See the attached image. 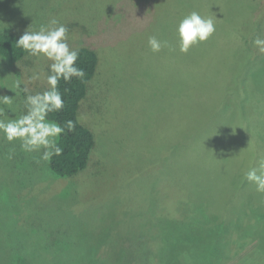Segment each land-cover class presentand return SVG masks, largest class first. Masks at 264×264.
Returning <instances> with one entry per match:
<instances>
[{"label":"rangeland","instance_id":"374dc122","mask_svg":"<svg viewBox=\"0 0 264 264\" xmlns=\"http://www.w3.org/2000/svg\"><path fill=\"white\" fill-rule=\"evenodd\" d=\"M194 10L216 32L181 53L176 25ZM263 17L264 0H0L2 31L21 37L56 19L71 47L100 57L79 115L96 136L84 171L59 176L43 150L25 152L0 134V264H155L159 252L170 255L169 231H184L172 219L208 221L197 202L220 217L264 200L244 175L264 160V53L253 43ZM153 35L171 47L152 52ZM49 63L0 55V96L13 97L0 118L26 111L15 81L31 94L48 87ZM244 240L226 264H245L257 248Z\"/></svg>","mask_w":264,"mask_h":264},{"label":"trees","instance_id":"16d2710c","mask_svg":"<svg viewBox=\"0 0 264 264\" xmlns=\"http://www.w3.org/2000/svg\"><path fill=\"white\" fill-rule=\"evenodd\" d=\"M260 36L264 38V30ZM19 38L17 34L0 29V55L13 63L22 62L28 55L17 46L16 41ZM77 49L80 50L77 64L85 70V78L80 80L73 77L71 82L61 80L60 90L65 100V107L62 111L49 114L50 119L61 124L71 120L75 125V130L66 131L60 140L63 154L53 156L48 161L50 169L62 177H72L84 171L91 162L96 145L94 131L81 121L79 115L80 108L98 73L100 57L98 51L90 46H80ZM228 87L238 88L231 82ZM257 202L259 203L243 201L235 206L232 213L230 209H226L220 217L213 212L214 210H212L213 215H210L207 202L206 204L197 202L196 213L201 214L208 221L201 223L200 220L193 219L191 215L182 220L172 219L173 222H183L184 231L183 233H177L173 229L169 231L167 243L168 246L170 244V255L162 260L163 255L159 252L155 257V264H165L164 260H168L167 264H198L196 262L226 264L229 258L241 252L248 244L244 238L258 241L257 248L245 258V264H264V200ZM194 222L201 224L193 227ZM231 226L234 227L235 236L230 240L227 237H229ZM204 237L206 240H203ZM202 248L203 255L199 258Z\"/></svg>","mask_w":264,"mask_h":264},{"label":"clouds","instance_id":"9594fccd","mask_svg":"<svg viewBox=\"0 0 264 264\" xmlns=\"http://www.w3.org/2000/svg\"><path fill=\"white\" fill-rule=\"evenodd\" d=\"M175 32L179 51L187 54L191 48L213 36L216 24L213 18L194 10L179 20ZM253 43L260 53H264V38L257 37ZM16 44L28 55L50 61L49 72L46 75L48 87L42 92L31 94L26 83L15 81L11 87L16 93L15 96L21 91L28 93L24 100L26 111L15 118L7 120L0 118V134L10 143L19 141L21 149L25 152L43 150L40 159L50 161L53 156L63 154L60 140L66 131L75 130L73 121L68 120L66 124H61L50 119L49 114L62 111L65 107L60 81L71 82L73 77L80 80L85 78V70L77 64L80 50L71 47L69 29L56 19H52L46 25H40L38 30H31L29 26ZM148 45L154 53L160 52L164 47H171L169 41H162L154 35L149 36ZM42 75L40 72H34L30 80H40ZM22 84L24 87H21ZM12 98L0 96V104L11 106ZM11 110L15 113L13 109ZM4 114V109L0 108V117ZM244 175L248 182L255 185L257 192L264 194V160L260 161L258 167L251 168Z\"/></svg>","mask_w":264,"mask_h":264}]
</instances>
